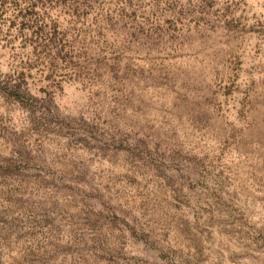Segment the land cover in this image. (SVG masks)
<instances>
[{"label":"rangeland","instance_id":"rangeland-1","mask_svg":"<svg viewBox=\"0 0 264 264\" xmlns=\"http://www.w3.org/2000/svg\"><path fill=\"white\" fill-rule=\"evenodd\" d=\"M0 264H264V0H0Z\"/></svg>","mask_w":264,"mask_h":264}]
</instances>
